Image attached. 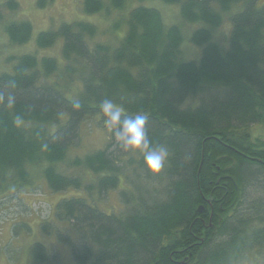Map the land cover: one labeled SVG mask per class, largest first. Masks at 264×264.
<instances>
[{
    "label": "trees",
    "instance_id": "16d2710c",
    "mask_svg": "<svg viewBox=\"0 0 264 264\" xmlns=\"http://www.w3.org/2000/svg\"><path fill=\"white\" fill-rule=\"evenodd\" d=\"M80 1L88 14L126 2ZM155 1L178 5L184 21L202 25L184 37L156 7L140 4L113 23L125 31L109 45L90 42L94 24L63 22L35 38L39 48L61 39V72L56 59L26 54L0 74V196L31 185L28 167L37 164L52 193L83 192L60 199L54 213L78 235L79 246L67 244L74 264H264V0ZM0 4L17 9L15 0ZM224 14L226 47L212 39ZM5 32L19 45L32 26L13 20ZM186 39L198 58L182 57ZM60 81L78 92L67 94ZM106 99L122 118L148 117L152 146L170 153L160 173L152 176L139 151L115 141L100 111ZM88 119L107 129L106 143L65 165L80 172H60ZM114 189L120 205L106 211L93 196ZM32 249L30 264L44 259L42 243Z\"/></svg>",
    "mask_w": 264,
    "mask_h": 264
},
{
    "label": "rangeland",
    "instance_id": "374dc122",
    "mask_svg": "<svg viewBox=\"0 0 264 264\" xmlns=\"http://www.w3.org/2000/svg\"><path fill=\"white\" fill-rule=\"evenodd\" d=\"M3 1L0 0V3ZM15 1L17 9L12 11L0 4V74L11 72L17 58L26 54L34 56L37 62L42 57L56 59L60 66H58V71L61 72L63 66L61 39H57L49 47L39 48L35 38L39 32L56 29L63 22H90L97 28L96 36L90 42L101 41L109 45H116L118 37L123 35L125 31L123 23H120L117 29H113V23L119 21L132 7L140 4L156 7L161 12L165 23L180 26L184 37L202 25L201 23L190 24L184 21L179 14L178 5H167L155 0H126L125 7L119 10L112 9L109 7V1L103 0L105 6L109 7V11H102L99 14L84 13L80 0H51L43 7L37 6V0ZM13 20L30 22L32 32L25 43L18 45L9 40L5 32V24ZM229 31L230 24L227 15L224 14L221 25L213 32L212 39L222 47H226ZM181 49L182 57L185 59L199 57V47L192 45L187 39L183 42ZM59 83L63 84L61 88L67 91L69 95L78 92L76 83L69 84L62 81ZM253 133L260 137L263 134V129L254 128ZM108 137L106 128L100 127V124H94L90 119L86 120L80 128L79 139L75 147L68 151V158L62 162V165L60 164L59 171L69 175L80 172L77 169H67L68 167L65 165L71 162L70 159L74 158L75 155H83L103 147ZM28 169L31 185L24 186L25 188H17L8 192L7 195L0 196V264H30L31 257L33 260L32 246L36 243H42L44 256L43 260L34 258L36 264H74L67 244H71L73 247L79 246L78 235L72 230L70 223L56 218L54 213L56 203L60 199L84 194L73 188L52 193L48 190L46 181L42 177L40 165L29 166ZM150 174L154 176V174ZM87 179L84 180V183L89 181ZM140 179H147L144 173L140 174ZM152 181L156 182L154 179ZM147 184L149 183H144L145 187L150 188L151 185ZM143 186L141 185V187ZM147 193L145 197L148 196ZM149 195L152 196V193L150 192ZM93 197L97 204L106 211H109L111 207L118 208L120 205L117 189L98 196L94 194ZM44 225L46 226L45 230L43 229ZM58 235L64 238L68 237L69 241L59 239Z\"/></svg>",
    "mask_w": 264,
    "mask_h": 264
},
{
    "label": "clouds",
    "instance_id": "9594fccd",
    "mask_svg": "<svg viewBox=\"0 0 264 264\" xmlns=\"http://www.w3.org/2000/svg\"><path fill=\"white\" fill-rule=\"evenodd\" d=\"M9 102H12L11 99ZM79 107V103L74 104V108ZM100 111L105 117L104 125L111 130L115 141L125 151H139L142 154L144 165L150 173L154 175L160 173L170 153L166 145L152 146L146 131L148 117L145 114L137 113L134 116L122 118L123 109L109 99L100 104Z\"/></svg>",
    "mask_w": 264,
    "mask_h": 264
},
{
    "label": "water",
    "instance_id": "95a60500",
    "mask_svg": "<svg viewBox=\"0 0 264 264\" xmlns=\"http://www.w3.org/2000/svg\"><path fill=\"white\" fill-rule=\"evenodd\" d=\"M202 209H203V206L202 205H200L199 207H198V212H201L202 211Z\"/></svg>",
    "mask_w": 264,
    "mask_h": 264
}]
</instances>
